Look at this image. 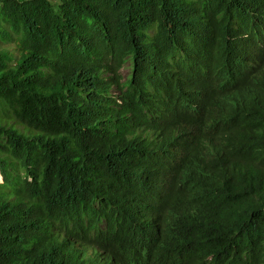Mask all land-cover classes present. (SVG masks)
I'll use <instances>...</instances> for the list:
<instances>
[{
    "label": "trees",
    "instance_id": "16d2710c",
    "mask_svg": "<svg viewBox=\"0 0 264 264\" xmlns=\"http://www.w3.org/2000/svg\"><path fill=\"white\" fill-rule=\"evenodd\" d=\"M53 2L0 0V264H264V114L149 119L191 102L149 93L152 49L186 79L190 41L210 69L235 62L222 0ZM262 73L248 85L264 101ZM242 117L227 147L185 151L165 191L179 135Z\"/></svg>",
    "mask_w": 264,
    "mask_h": 264
},
{
    "label": "clouds",
    "instance_id": "9594fccd",
    "mask_svg": "<svg viewBox=\"0 0 264 264\" xmlns=\"http://www.w3.org/2000/svg\"><path fill=\"white\" fill-rule=\"evenodd\" d=\"M58 2L59 0H54L53 4L57 5ZM261 3H264V0H222L221 9L227 13L230 20L227 29L230 30V35H226L227 50L236 58L235 62L226 69H220L219 63L213 60H210L211 65L217 70L210 69L200 53L191 51L197 43L190 41L185 43V46H180L181 56L187 61H193L191 75L186 79L178 70L177 59L168 60L167 56H162L158 48L151 50L152 70L143 72V76L148 79L149 93L155 98L166 97L174 94L176 87L182 85L191 99L190 104L184 107L156 110L149 117L154 126H167L186 114L202 118L209 109L238 111L241 110L240 108L254 106L264 114V101L259 99L257 92L248 85L252 77L263 75L264 58L258 50V45L264 41V6H259ZM222 18L223 15L218 14L220 23ZM198 32L203 35L202 32ZM130 66L128 65L121 73L125 80L131 74ZM125 71H128L127 74ZM207 71L215 74L212 82L214 93L205 90L204 74ZM227 97L230 98L229 103L221 104L220 101H224ZM214 100L219 107L212 106ZM245 123L246 117H242L225 123L214 132L188 131L179 135L177 141L171 144L172 153L159 157L161 169L169 176L165 191L172 188L173 177L182 172L185 151L215 152L218 147L225 148L229 145L230 135L236 133ZM0 177V182H3L1 173ZM92 255V250H88V256ZM103 263L111 264V262L107 263V259H103Z\"/></svg>",
    "mask_w": 264,
    "mask_h": 264
},
{
    "label": "rangeland",
    "instance_id": "374dc122",
    "mask_svg": "<svg viewBox=\"0 0 264 264\" xmlns=\"http://www.w3.org/2000/svg\"><path fill=\"white\" fill-rule=\"evenodd\" d=\"M127 72H128V71H125V74H127ZM0 179H1V177H0Z\"/></svg>",
    "mask_w": 264,
    "mask_h": 264
}]
</instances>
